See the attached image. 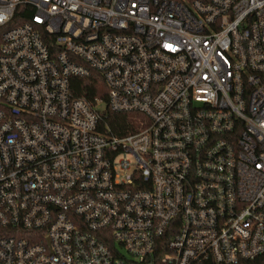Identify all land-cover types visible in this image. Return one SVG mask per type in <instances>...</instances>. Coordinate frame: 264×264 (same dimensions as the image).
I'll use <instances>...</instances> for the list:
<instances>
[{
    "label": "built area",
    "instance_id": "built-area-1",
    "mask_svg": "<svg viewBox=\"0 0 264 264\" xmlns=\"http://www.w3.org/2000/svg\"><path fill=\"white\" fill-rule=\"evenodd\" d=\"M19 6L0 264H264V0H0V26ZM93 72L106 99L73 96ZM106 109L147 124L117 136Z\"/></svg>",
    "mask_w": 264,
    "mask_h": 264
},
{
    "label": "trees",
    "instance_id": "trees-1",
    "mask_svg": "<svg viewBox=\"0 0 264 264\" xmlns=\"http://www.w3.org/2000/svg\"><path fill=\"white\" fill-rule=\"evenodd\" d=\"M33 11L29 7L19 6L13 18L5 25L0 26L1 34L11 27L20 25L30 20ZM48 35L42 32V38L47 40ZM71 93L75 97H84L93 103L97 98L106 99L107 88L97 72H93L89 77L80 78L73 76L70 78ZM103 127L111 133L122 136L134 133L147 124L145 117L138 112L115 113L109 109L104 110L102 115Z\"/></svg>",
    "mask_w": 264,
    "mask_h": 264
}]
</instances>
